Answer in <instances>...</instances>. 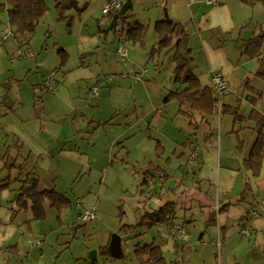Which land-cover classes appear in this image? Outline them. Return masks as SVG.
I'll return each instance as SVG.
<instances>
[{"label":"rangeland","instance_id":"rangeland-1","mask_svg":"<svg viewBox=\"0 0 264 264\" xmlns=\"http://www.w3.org/2000/svg\"><path fill=\"white\" fill-rule=\"evenodd\" d=\"M44 1L48 9L40 19L29 40L30 46L21 44L12 32L8 33L11 28L7 24L6 8L0 5V58H2L4 71V74L0 76V89L3 90L7 87V90L2 94L1 101L3 96L8 94L9 100L14 102V109L17 110V114L9 111L4 117L0 116V180L7 177L11 179L18 177L19 167L17 162H21V159H16L18 151L16 150V139L12 140V132L16 133L29 128L36 130L39 125L29 121L23 122L20 117L21 114L25 115V112L32 111L30 106L33 103H36L40 110L42 106V103L37 101L41 97V90L38 89L40 90L38 91L36 88L35 96L33 95L31 85L28 87L29 82L25 80L28 75L27 68H23L18 64L25 57L21 59L16 57L13 60L10 58L16 49L28 51L30 53L28 58L30 59L36 58L37 67H34L35 71L28 75L29 81L33 84L40 79L44 71L48 70L43 80L49 71H56L50 68L58 66L59 58L56 49L62 46L67 50L68 54L65 64L82 61L85 64L93 65L103 61L102 65L105 73H114L115 77H123L127 80H136L137 72H141V68L143 69L145 66L149 73L155 71L156 77L164 81L163 86H170V90H175L172 70V48L165 49L155 55L156 59L154 61L160 60L158 66L150 58L146 62L145 56L143 64L137 69L130 65L127 59L115 52L118 45L116 36L124 39L121 43L127 49L133 47L126 40L123 30L129 26V23L134 21L148 27L147 38L143 45H146V48L150 45L152 46L155 41L154 22L158 20L156 19L157 17L163 18L166 14L171 19V22L174 20V23L184 25L185 32L189 38L187 39V46L194 48L193 68H202L208 65L206 63L207 56L203 53L204 49L198 47V40L201 42L200 36H205L206 32H196L191 17V11L193 12L195 5L201 6L203 12L208 9L204 4L206 0H130L131 7L126 11V15L119 19L115 29L111 27L113 13L103 14L101 10L102 5L108 0H77L78 7L82 8V10L75 11L71 9L67 12L68 15L73 16V25L70 30H68L64 21L58 19L54 1ZM3 2L4 0H0V4ZM229 4L232 15L237 20V24L240 25H237V29L227 35H218L215 38V42L216 45H224L227 57L237 69L234 74L225 77L230 92L225 94V97L223 96L219 109L222 113L223 105H236L239 114L246 117V119L234 121L233 114L224 111L220 115V113L217 114L216 112L215 115L208 118V125L198 123L194 127L196 128V137L199 141L204 140V130L208 128L211 130L214 138L209 145L213 153L219 142L223 143L224 147H228L230 144L234 145L233 149L235 151L233 154L236 157H239V155L247 157L253 142L252 139L254 140L252 128L257 121L254 117L249 118L253 107L256 106L255 108L259 112V123L264 125V79L256 75V70L260 67L257 57L248 58L242 55V42L257 34L264 27V7L256 4L254 8H250L245 4L244 6L240 0H229ZM237 5L241 7L238 10L236 9ZM250 15L251 17L253 15L251 22H249ZM6 33V38L2 40ZM208 33L211 34L212 32L209 31ZM178 37L179 32L176 30L173 44H175ZM136 45V48L142 46L141 44ZM262 55H264V45L262 46ZM105 56L110 62V69L107 68L106 62H104ZM119 63L128 64L127 68L130 73H128L126 68L122 71V74L117 73L115 69L117 66L115 65H119ZM143 75H141L142 78ZM150 79L148 81L152 80ZM146 81L147 79L144 80V82ZM250 82H252V85ZM7 83L8 85L6 86ZM178 85L181 84H176V86ZM157 88V84L151 82L149 90H156ZM89 96L86 97L88 98L87 104L90 103L91 107L97 106L94 98L97 95L92 96V98H89ZM248 96H253L255 99L254 104L251 102L252 106L247 100ZM42 100H44V97ZM169 103L171 105L169 116L174 120V125L170 128L171 136L169 134L161 137L162 144H168V146H170L171 137L174 136L173 133L181 128L180 123L188 121L187 118L184 119L182 117L178 109L181 107L186 110L188 106L185 102L175 100ZM46 125L53 128L54 132L57 133L55 135L57 140L68 130H71V127L64 120L49 121L46 122ZM118 128V125L113 124L110 129L114 134L118 131ZM5 131L8 135L5 134ZM220 134L222 135L221 140ZM58 135H60V138ZM242 138L246 145L243 150L238 151L235 146ZM182 140L186 143L185 138ZM100 142L99 147H103L105 142H103L102 138ZM84 143V147L91 146V143ZM194 143L196 144L195 138ZM187 146L186 144L185 149L184 147L182 149V145L179 146L180 151L183 150L187 153ZM29 147L28 142L25 143L24 148L27 151L19 155L23 157L29 156L28 154L32 153V151H28L27 148ZM179 148L177 154L180 153ZM90 151L97 153V148ZM36 156L34 157L31 154V161L27 162L24 170L37 171L40 190L54 189L62 192L70 200V203L61 209L51 208L48 203H45V215L40 218H32L30 209H19L14 202L17 194L16 188L20 186V183L18 185L12 183L9 188L0 190V264H92L93 260L90 259V255H93L92 251L105 245L114 234L120 237L122 257L104 256L96 252L95 264H139L134 253V249L137 246H143L151 242H154V245L164 246L166 241H179L175 238L174 231V223L178 221L183 225L189 236L186 240L187 242L182 243L179 241L178 246L172 244V250L168 249V251L162 252L167 261L166 264H217L218 262L220 264H236V259L241 261L242 258L254 256L252 255L253 250L262 252L261 249H258L252 243H247L252 237L248 239V236L241 234L237 225H233V237L227 239L229 242L226 246L223 247V243H221L220 249L215 247V241L226 240L216 236L214 232L207 229L208 227H205V219H203L201 213V210L205 209L204 205L200 204L203 205V208L198 206L194 199L187 196V193L182 195L183 201L181 204L183 207L176 210L175 215L176 217L178 216V219L175 221L174 218L173 224H159L153 227H148L144 224L137 225L141 212L145 210L142 204L148 205L151 199L152 194L149 196L148 194L150 190L152 191V183H148L149 186L143 189V196L141 201H139L138 193L141 188L142 172L139 166H136L139 169L138 172L133 171L134 167L131 165L130 160H121L119 166H115L117 168L113 169H130L132 170L131 175L116 176L115 170L110 168L106 176L100 173H92L91 177H88V175H80V167L74 166L71 167L68 174H61L60 170L63 169V165L56 172L55 167L39 162L38 166L43 168L41 170L36 166L35 162L38 160ZM187 156L188 154L180 161L182 165H169V163H166L165 158L158 164L169 173V176L179 174L180 179L183 177L184 183L190 186V181L192 180L191 172L186 171L194 163H187ZM178 158H182L181 155ZM15 162L17 164L14 165ZM262 168V174L264 175V151ZM176 180L178 181V179ZM149 181L151 182V180ZM121 186L124 187L122 188ZM201 189L203 192L198 195L199 198L204 199V202L210 201L212 206H214L217 202L215 188L210 191L206 187H201ZM87 194L93 196V201L96 203L93 202L97 207L96 217L91 221L82 222L79 219L80 209L76 205L79 199H82ZM94 195L97 196V199H95ZM154 195L155 190L153 189ZM137 206L140 207V212H137ZM146 209L149 211L148 206H146ZM185 212L188 214L194 213L196 219L185 222ZM201 233L202 238H199ZM223 251L226 259L223 258Z\"/></svg>","mask_w":264,"mask_h":264},{"label":"crops","instance_id":"crops-1","mask_svg":"<svg viewBox=\"0 0 264 264\" xmlns=\"http://www.w3.org/2000/svg\"><path fill=\"white\" fill-rule=\"evenodd\" d=\"M204 4L208 7V9L203 12V10H201V6L195 5L193 12L191 11V17L193 19L195 31L206 32L205 36H200L201 42L200 40H198V47H202L204 49L205 52L203 51V53H205L207 56L206 63H208V65L207 67L202 68L196 66L197 68L193 69V71L197 76V79L201 86H210L209 81L212 71L220 72L221 74H223L224 78L231 76L236 72L235 70L237 68L227 57L226 50H224V45H216L215 38L218 35H227L229 34V32L235 31L237 29V25L240 24H237V20L232 15L229 0H218V3H216L215 5H210L206 3V1H204ZM240 8V5L236 6L237 10ZM252 17L250 15L249 22L252 21ZM156 19L159 20L161 18L157 17ZM172 21L174 22V20ZM209 31L212 33L209 34ZM154 34L155 44L157 40V34L155 31ZM187 39L189 38L187 37ZM29 40L24 41V43L21 44L30 46ZM123 40L124 39H122L120 36H116L117 44ZM128 42L133 47L129 49L125 47L126 57L123 58L127 59L129 64L133 65L135 69L139 68L143 64L145 56L146 62L148 58L154 61V59H156L155 55L157 53H161L165 49L172 48V52L174 53L175 51L174 44L170 45L169 47L162 48L160 51L156 52L154 51V44L146 48V45H143L144 42L136 43L142 45L139 48H136V44H132L130 41ZM60 48L63 51H66V59L64 62H62V58L58 53V49ZM188 48H190L191 50L190 56L193 63L194 48L191 46L189 47V45ZM195 48L197 47L195 46ZM115 52L120 55L117 48L115 49ZM27 53L30 56V53L28 51ZM56 53L59 58V64L58 66L50 68L56 70L55 81L51 85L50 90H46L42 86V83L45 80H43V78L45 77V74L48 70H46V72L44 71L40 79L34 84L28 79V75L32 71H35L34 67H37L35 57L30 59L27 56L25 57V59H22V61L18 63L21 67L27 68L28 75L26 76L27 79L25 80L30 83H28V87L31 85L33 95L35 96L36 88L37 90H41V97L40 99H37V101H40L42 103V106L40 110L39 106H37L36 103H33V105L30 106L32 111H28L29 115L28 112H25V115L21 114L20 116L22 121L25 123L27 121L38 123L39 125L36 130L33 128H29L23 131H17L16 133L12 132V140L14 141L16 139L15 144L16 150L18 151L16 159H21V162H17L19 173L18 177L15 178H17L18 180H23L27 177H35L39 184V175L37 174V171L24 170L27 162L31 161V154L34 157L37 154L36 157H38V160L35 163L36 166L41 170L43 168L38 166L39 162L47 163L49 166L55 167L56 172L58 171L57 169H59V167L63 165V169L60 170L61 174H68L71 167L74 166L80 167V175H88V177H91L92 173H100L106 176L110 168L113 169L117 168L115 166H119L121 160H130L131 165L134 167L133 171L138 172L140 169V171L142 172V180L140 182V185L144 177L146 180H151V182L148 183H152V185L150 184L152 186V191L150 190V193L148 194V196L152 194L151 199L149 200V204H142L143 209H145L144 212L147 211L146 206H148L149 211L158 210L161 205L166 202H174L176 210H178L183 207V205L181 204L183 201L182 195L187 193V196L194 199V201L197 202L198 206H201L203 208L204 205L205 209H202L201 213L203 219H205V227H208L207 229H209L211 232H214L216 236H219L221 239L226 240L221 241V243H223V247H225L229 242L227 241V239H231L233 237V225H237L240 231L243 228H248L250 230V235L245 236H248V239L252 237V239H250V241H247V243H252L254 246L258 247V249H261L262 252L260 253L253 250L252 255L254 256L242 258L241 261L236 259V264H264L263 168L259 176H250L253 193L252 196L248 198L249 200L255 201L258 204L257 207L262 212V214L255 215L253 214L254 212H252L251 217L249 219H246L244 217L251 209L250 204L247 201H237L238 195L244 188L246 172L243 169L242 161L246 157H242V155L236 157V155L233 154L235 151V149H233L234 145L230 144L231 146L229 145L228 147H224L223 143L219 142L215 149L216 152L214 150L213 153L209 144L214 138V135L212 134L211 130H209V128L207 130H204V140L199 141V139L196 137L197 131L194 125L197 126L198 123H204L205 125H208V118H210L212 115L206 117L207 122H205L204 120L206 119L198 113L192 114V117L190 118L182 115V117L184 119L187 118L188 121L185 123L181 122V128L173 133L174 136L171 137L170 142L168 139L170 146H168V144L163 145L161 137L164 135L168 136L169 134L171 136L170 128L172 125H174V120H172L169 116V110L171 106L169 102L175 101L176 99L167 101L165 100L166 95L174 90H170V86H163L164 81L156 77L155 71L149 73L147 68L144 66L143 69L141 68V72H137L135 78L136 80H127L123 77H115L114 73H105L104 67L102 65L103 61L93 65L85 64L82 61L77 63L65 64L68 55L67 50L64 47L59 46L56 49ZM173 53L172 67L174 69L175 62L173 60ZM17 58L21 59L23 57ZM104 62H106L107 68L110 69L111 66L107 56H105ZM154 62L156 63L155 65L158 66L160 60ZM120 64L121 63H119V65H115L117 66L115 69L117 73L122 74V71L125 68L128 70V64ZM128 73H130L129 70ZM1 74H4L2 58H0V76ZM141 75H143V78ZM146 79L147 83L144 82V80ZM148 79H150L151 81H148ZM102 80H104V82H102ZM151 82H153V84H157L158 88L156 90H149ZM250 83L252 85V82ZM7 85L8 83L6 84V86ZM94 85L99 86L97 96L94 97L97 106L94 105V107H91L92 105L90 103L87 104L88 98L86 97L90 95L89 98H92L90 92L91 87ZM182 88L183 86H176L175 84V90H180ZM6 90L7 87H5L3 90L0 89L1 117H4L9 111H13V113L17 114V110L14 109V102H11L9 98L8 100L6 98V100L8 101V103H11L10 107H6L4 104H2L1 97ZM229 92L230 91H228L227 93ZM224 95L220 97V102L226 96ZM214 96L218 99L215 93ZM43 97L44 100H42ZM250 97L251 96H248L247 100H249ZM249 103L250 106H252L250 100ZM252 103L254 104V102ZM224 107L226 109H234L238 112V107L236 105H223V108ZM186 110H188V108ZM256 119L257 121L254 127L257 126L258 128H264V125L259 123L260 116L255 117V120ZM59 120L66 121L71 127V130H68L66 133H64L61 138L60 135H58L60 139L57 140L55 139V135H57V133L54 132L53 128L47 126L46 122H57ZM113 124H116V126L118 125L119 127L118 131L114 134L110 129ZM254 127L252 128V132L254 134L255 140L256 132L254 130ZM5 134L8 135L7 132ZM221 136L222 135L220 134V140ZM101 138L103 142H105V145L103 147H99V144H101ZM184 138L186 139V143L184 140H182ZM194 138L196 144L194 143ZM254 140L252 139V141ZM27 142L30 146L27 149L28 151H32V153L28 154L29 156H20V153L24 154L25 151H27L24 148V145ZM84 142L91 143V146L84 147ZM186 144L188 145V152L186 153L183 150L180 151L179 146L182 145V149L183 147L185 149ZM169 147H171L170 150ZM94 148H97V153L90 151ZM178 148L180 151L179 154H177ZM193 151L196 152V156L193 160L190 161L188 158ZM187 154L188 156L186 162L194 163L189 168V170L186 171L191 172L192 180L190 181V186L184 183L185 180L183 177L180 179L179 174L169 176V173L165 169H163L160 164H158L163 158H165L166 163H169V165H182V162L180 161H182ZM180 155L182 158H178ZM17 163L15 162L14 165ZM136 166H139V169L138 167L136 168ZM154 167H160L162 170L156 171ZM113 170H115L116 176L125 174L131 175L132 172V170L130 169ZM247 175L249 176V173H247ZM176 179H178V181ZM14 183L16 185L19 184L18 181ZM148 183L140 186L141 188L139 189L138 193L139 201H141V197L143 196V189L146 186H149ZM121 187L123 188L124 186ZM201 187H206L209 189V191L215 188L217 202L214 204V206H212V203H210V201L204 202V199L199 198L198 195H201V192H203ZM16 189H18V187ZM153 189L155 190L154 196ZM89 194L83 196L82 199H79L81 203V209L89 206L93 202L95 203V201H93V196H90ZM94 197L95 199H97L96 195H94ZM201 203L203 205H200ZM139 204L141 205V203ZM217 204L219 205V207L223 205H229L226 206V208L221 212H218V209H216ZM137 209V212H140L139 206H137ZM144 212H141V215H143ZM184 216L185 222L196 219L194 213L192 212L190 214L185 212ZM176 219H178V216L175 217V221H177ZM208 219L210 221H214V223L208 225L206 222ZM139 220L136 224L140 222ZM173 223L174 222H172V224ZM143 224L148 226L146 220L142 221V223L139 225ZM178 224H180L179 221L174 223V227ZM157 225L159 224H155L153 226ZM225 233L228 234H226V238ZM199 238H202V233ZM109 243L110 241L106 242V244L108 245ZM178 243L179 241H166V244L164 246L158 244L155 245L159 246L160 250L163 252L168 251V249L172 250V244L177 245ZM98 249L99 248H97L96 250L97 253H99ZM121 253L123 252L121 251ZM119 256L118 258H120ZM111 257L113 256L111 255ZM223 258L226 259L224 251Z\"/></svg>","mask_w":264,"mask_h":264},{"label":"trees","instance_id":"trees-1","mask_svg":"<svg viewBox=\"0 0 264 264\" xmlns=\"http://www.w3.org/2000/svg\"><path fill=\"white\" fill-rule=\"evenodd\" d=\"M54 7L58 13V19L64 21L68 30L73 25V16L68 15L69 10L80 11L82 8L78 7L77 0H53ZM241 2L250 8H254L256 4H260L264 7V0H241ZM0 5L6 8L7 23L11 28V32L19 42L29 40L33 35L36 26L40 19L48 9L44 0H4ZM120 10V9H119ZM112 12V25L115 29L116 24L120 18H123L125 14L115 18L114 15L118 11ZM109 13V14H112ZM154 31L157 34V40L154 44V51L158 52L162 48L169 47L173 44L174 32L178 30L179 37L175 42V51L173 53V60L175 66L173 69V82L175 84H181L183 86L180 90H174L166 95L165 100L176 99L179 102H185L188 106V110H184L181 107L179 112L187 116L192 117V114L198 113L206 119L209 115H214L216 112L220 115L227 111L234 115V121H240L246 119L243 115H240L234 109H222V113L219 110L218 99L214 96V91L211 86H201L197 76L193 71L192 58L190 56L191 50L187 46V34L185 32L184 25H180L174 22H167L166 19L161 18L154 22ZM125 32L126 40L132 44L142 43L146 39L148 27L134 21L129 23V26L123 30ZM242 55L248 58H255L260 62V67L256 70V75L261 76L264 79V55H262V46L264 45V27L254 36L244 40ZM58 53L62 58V62L66 59V52L61 48L58 49ZM254 102L253 96L249 99ZM219 110V112H218ZM249 118H255L258 116V112L255 108L251 109ZM207 122V119L204 120ZM256 132L255 140L253 141L248 156L242 161L243 169L246 172V178L244 181V188L238 195L237 201H247L250 204V211L244 218L249 219L252 212L255 215H260L262 212L258 209V204L255 201H251L248 198L252 196V186L250 176L257 177L261 174L263 167V151H264V128L254 127ZM245 142L240 139L236 148L238 151L243 150ZM156 171H161L160 167H154ZM249 173L250 176L247 175ZM18 181L20 186L17 189V194L14 198V202L19 209H30L32 218H40L45 215V203L47 202L49 207L61 209L69 205L70 200L64 193L56 191L54 189L40 190L38 181L35 177H27L23 180L17 178L11 179L10 177L0 181V190L8 188L10 184ZM149 180L145 177L141 185H145ZM254 200V199H253ZM229 205V204H228ZM228 205L218 207V212H221ZM85 208V207H84ZM97 208V207H96ZM81 210V203L80 208ZM176 207L174 202H166L158 210L145 211L141 215L137 225L146 220L148 226L152 227L155 224H172L173 219L176 217ZM213 220V218H212ZM207 224H213L214 221L209 219ZM99 253L104 256H111L108 244L99 247ZM137 261L139 264H166V259L162 254L159 246L153 243L145 244L143 246H137L134 249ZM119 257H122V253ZM95 264V260L92 261Z\"/></svg>","mask_w":264,"mask_h":264},{"label":"built area","instance_id":"built-area-1","mask_svg":"<svg viewBox=\"0 0 264 264\" xmlns=\"http://www.w3.org/2000/svg\"><path fill=\"white\" fill-rule=\"evenodd\" d=\"M206 2L208 4H216L218 3V0H206ZM122 6V1L121 0H108L106 3H104L102 5V13L103 14H109L112 12H115L117 10H119ZM11 30H9L8 33H10ZM7 36V33L4 34V36L2 37V40H4ZM117 50L119 52V54L122 57H126V48L125 46H123V44L121 42L118 43L117 45ZM29 56V54L27 53V51H22L21 49H16L13 54H11L10 58L13 60L16 57H27ZM55 75H56V71H49L45 80L42 83V86L46 89V90H50L51 85L53 84V82L55 81ZM209 84L211 86V88L213 89L214 93L217 95L218 97V103L220 105V97L224 94H226L229 91L227 82L223 76V74H221L220 72L217 71H212L211 75H210V81ZM99 90V86L98 85H94L91 87V96H96ZM219 112V110H218ZM196 156V152L193 151L191 152V154L189 155V160H193ZM78 208H80V201L77 202L76 205ZM219 205H216V209H218ZM96 205L94 203L90 204L89 206H86L85 208H82L80 210L79 213V219L82 222H88L91 221L93 219H95L96 217ZM174 231H175V238L177 240H179L182 243L187 242L186 240L188 239L189 234L186 233L185 228L183 227L182 224H178L174 227ZM241 233L244 235H250V230L248 228H243L241 229ZM215 247L220 248L221 246V241H216L214 243ZM219 251V249H218ZM217 264H220L219 262Z\"/></svg>","mask_w":264,"mask_h":264},{"label":"water","instance_id":"water-1","mask_svg":"<svg viewBox=\"0 0 264 264\" xmlns=\"http://www.w3.org/2000/svg\"><path fill=\"white\" fill-rule=\"evenodd\" d=\"M131 7V1L130 0H125L122 3V6L118 13L114 15L115 18L119 17L120 15H123L126 13V11ZM165 19H167L168 22H171V19L168 18V16L165 14L164 16ZM8 94H5L2 98V104H4L6 107H10L11 103H8ZM108 249L110 254L113 257H118L121 254V249H120V237L116 234L112 235L110 239V243L108 245ZM93 255H90V259L94 260L96 258V250H93Z\"/></svg>","mask_w":264,"mask_h":264},{"label":"bare ground","instance_id":"bare-ground-1","mask_svg":"<svg viewBox=\"0 0 264 264\" xmlns=\"http://www.w3.org/2000/svg\"><path fill=\"white\" fill-rule=\"evenodd\" d=\"M207 3V2H206ZM210 5H215V4H210Z\"/></svg>","mask_w":264,"mask_h":264}]
</instances>
